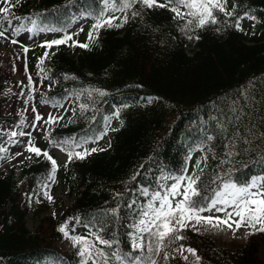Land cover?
Here are the masks:
<instances>
[{
    "label": "trees",
    "instance_id": "16d2710c",
    "mask_svg": "<svg viewBox=\"0 0 264 264\" xmlns=\"http://www.w3.org/2000/svg\"><path fill=\"white\" fill-rule=\"evenodd\" d=\"M232 5L237 6V14L247 12L259 21L251 36L236 30L234 18L223 14H219V24L185 34L180 30L184 21L174 19L171 11L137 4L132 11L139 10V16L132 18L129 12L123 27L101 30L90 49L74 47L69 52L63 45L52 49L55 55L45 61L49 79L41 84L37 75V88H43L42 98L61 99L64 104L69 100L71 105L62 113L64 120L50 135L46 133L43 149L52 152L50 140L102 133L105 116L116 111L122 125L108 131L110 146L104 151L73 160L67 168L65 163L60 165L58 172L73 201L61 213L37 219L32 231L25 218V210L32 207L29 194L42 196L41 185L47 181L50 163L33 156L23 162L19 177L0 174V264H79L74 247L68 252L59 247L63 235L57 229L72 217L83 221L70 220V227L79 229L74 235H87L89 229L84 224L95 217L99 222L92 231L102 226L106 239L115 233L120 247L130 251L126 225L133 213L124 205L132 199L143 201V197L127 189L143 185L155 190L159 175L180 174L187 168V157L197 145L209 157L205 187H216L212 178L229 170L241 182L264 174V0H228L229 9ZM101 7V0H21L13 11L67 29L80 16L93 24L84 14L98 12ZM188 35L199 39H188ZM44 51L40 47L39 55ZM37 62L33 64L36 72ZM82 89H99L106 95L93 92L90 99L84 95L77 101L72 93ZM80 103H87L89 110L81 114ZM232 108L240 110L239 121ZM214 117L226 126L227 133L220 132ZM236 125L241 138L234 141V147L226 148V137ZM207 136L213 139L207 140ZM244 138L250 142L244 143ZM229 150L238 155L228 157ZM221 160L229 162L221 165ZM117 193L124 194L122 199L115 198ZM117 204L121 206L119 219L103 215ZM46 208L38 207L36 217ZM183 235L186 239L164 250L171 252L168 260L163 259V252L153 257L157 264H190L174 251L181 244L197 251L200 264H264V233L229 247L191 229Z\"/></svg>",
    "mask_w": 264,
    "mask_h": 264
},
{
    "label": "snow or ice",
    "instance_id": "6c2138e0",
    "mask_svg": "<svg viewBox=\"0 0 264 264\" xmlns=\"http://www.w3.org/2000/svg\"><path fill=\"white\" fill-rule=\"evenodd\" d=\"M21 3V0H0V43L8 41L12 45L20 44L23 52L27 53L29 48L24 46L17 37L27 33L32 36L41 33H57L62 32L63 35L56 39L45 40L40 45L45 51L38 58L36 64L37 75L40 82L49 79L48 69L45 67V61L51 59L55 55L52 49L58 48L61 45L69 47H80L90 49L100 37L101 30L121 28L129 20V12L131 17L135 18L141 13L139 10L132 11L137 5H141L147 9L162 8L171 11L174 14V19L184 21L181 31L185 34L195 32L197 29H204L209 25H217L221 21L218 18L219 14L229 19L234 18L232 26L238 31H243L241 21L245 19L256 20L255 16L245 12L239 15L235 12L236 5L232 8L228 7V0H101L102 7L98 12L85 13V16H90L94 23L88 31L86 40L80 42L74 37L79 35V32H68L63 27H56L45 23L39 16H18L14 14V8ZM120 13L121 15H117ZM14 21L16 22L14 24ZM219 30V29H217ZM83 31V28L79 30ZM188 39H199V36H187ZM71 42V43H69ZM19 59V57H16ZM15 71V65H13ZM25 73L27 74V64H25ZM68 78V77H65ZM75 79V77H72ZM23 85V82H20ZM27 88V92L23 90ZM51 88V84L49 85ZM38 88L33 80V77L27 75V85H23L19 95L26 97L25 104H28L34 99L33 93L37 92ZM93 92L99 96L106 95L105 92L99 89H82L79 92L72 93V96L78 101L84 95L89 99ZM7 95L12 94V90H7ZM71 99V97H69ZM151 101V98H149ZM41 104L51 105L53 108H64V103L61 99H46L41 98ZM81 114L89 110L87 103L78 105ZM68 109H65L67 111ZM29 111L28 108H23L18 115L21 116L18 128H31L33 130H43L48 132L49 129L43 128V125H56L64 120L63 114L49 113L47 118L40 114L35 105L31 106L32 118L29 120L24 113ZM75 109H72L75 115ZM235 113L234 119H241L240 110L232 108ZM119 111H116L113 116L105 117V127L102 133H98L94 137L85 135L82 138L70 137L62 140H50L53 147L59 148L67 155V161L64 165L67 168L68 164L73 160H84L91 154L104 149L95 147L88 148L89 143L97 142L107 135L112 119L119 118ZM217 120V118H213ZM71 123L72 121L69 120ZM122 123V121H121ZM219 130L222 134L227 133L226 126L217 120ZM50 135V132H49ZM4 136L7 139L4 140ZM264 136V134H262ZM27 137L26 141L20 138ZM229 143L226 148L234 147V141L240 139V128L235 126V130L226 137ZM48 139V136H45ZM207 140H212V136H207ZM250 141L244 138V143ZM23 144V151H17L9 155L10 147ZM204 151V148L197 145L191 150ZM211 151V149H209ZM24 152L30 153L26 159L32 160L43 158L50 163V170L47 180L51 184L56 183V174L60 169L57 160L49 153L47 149H42L37 146L32 131H16L0 129V160H12L18 156H22ZM226 155L233 157L238 155L229 150ZM188 160L192 159L191 152ZM208 156L202 159H197L194 169L189 173L185 168L180 174L169 172L166 175H161L156 178V188L151 190V186H138L137 189H127L133 195L136 192L143 201L132 199L125 203V207L132 210L131 222L126 226L129 231L126 233L130 242V251H124L121 247V241L115 238V233L112 239L104 237V228L101 226L97 231H92V227L98 223V218H93L92 221L84 224V227L89 229L87 235H72L75 231L74 227H70V220L75 223H83L80 217H72L62 223L57 231H59L66 240H70L73 247L77 250L76 255L79 257V264H157L154 256L160 255L163 252V259H169L171 252L164 251L170 245L177 241L186 239L183 232L187 229L199 232L201 227L208 229H216L223 231L228 229L235 237L242 229L244 230V238L264 233V175H258L248 178L241 182L234 179L231 175V170L221 175L217 173L211 180L212 185L216 187H205L203 183L204 169L207 167ZM227 160H221L220 164L228 163ZM22 163V162H21ZM204 165L202 167L201 165ZM139 173L132 176L135 181ZM51 184L44 183L41 185L43 198L49 203L54 202V197L51 195ZM123 193H117L116 199H122ZM31 200V198H30ZM41 203L40 199L35 201ZM121 206L117 204L115 208H111L103 213V215H111L119 219ZM208 213V215H205ZM55 216V213H53ZM182 258L187 261L188 256L185 252L190 253L196 258V264H200V256L197 251L191 247L185 248L182 244L174 249ZM147 253V255H145Z\"/></svg>",
    "mask_w": 264,
    "mask_h": 264
},
{
    "label": "rangeland",
    "instance_id": "374dc122",
    "mask_svg": "<svg viewBox=\"0 0 264 264\" xmlns=\"http://www.w3.org/2000/svg\"><path fill=\"white\" fill-rule=\"evenodd\" d=\"M259 26L260 24L258 20L253 21L245 19L241 21V27L243 28L242 32L246 33L248 36H251L254 32H256ZM90 27L91 25L88 24V19H86L85 17H80L73 20L71 28L68 29V32H79V35L74 37V39H78L81 42ZM81 28H83L82 32L79 31ZM51 36L52 33H41L34 36L24 33L20 37H17V39H19L24 46H27L29 48V51L27 53L23 52L20 44L12 45L8 41L0 43V116L3 118L11 119V121H0V129L32 131L37 146L41 148H43L42 140L46 132L43 130H33L27 127L24 129L18 128L17 125L19 124V121L21 119V116L18 115V113H20L23 108H28L29 111L27 113H24V115L27 116L29 120H31L33 114L31 113L30 109L32 105H35L37 110L41 115L45 117V119L47 118V115L49 113L58 115L62 114L63 111L60 108H53L50 105L41 104L40 100L43 96V93L40 89L37 92L33 93L34 99L28 104H25L24 102L26 97L19 95V93L21 92L23 85H27L28 74L33 77L34 82L37 84L38 76L33 66L35 60L39 58V55L36 52V45L42 44L43 41L50 39ZM64 46L69 52L74 51V47H69L66 45ZM78 49L81 50L80 47H78ZM16 57H19V59H17ZM25 64H27V74L25 73ZM13 65H15V71H13ZM21 81L23 82V85L20 84ZM9 88L12 90L11 95L6 94ZM23 90L27 92V88H23ZM120 125L121 122L119 121V119H112L110 129L118 128ZM54 126L55 125H43L42 127L47 128L50 131ZM20 139L26 141L27 137ZM108 146L109 141L105 135L97 142L89 143L87 145L88 148L95 147L97 149L106 148ZM17 151H23V144L17 145L15 147H10L9 155ZM29 155L31 154L24 152L22 156H18L12 160H0V174H14L16 177H18L21 172L22 163ZM53 157L57 160L58 163H64L67 160L66 153L62 152L59 148H55L53 150ZM197 159H202L201 152H195L192 155V159L190 161L191 167L188 168L189 173H191L192 171L198 172V170L194 169L193 167ZM48 183L51 184L50 181ZM66 191L67 189L65 184L63 183V180L56 176V183L51 184V195L54 197V202L49 203L43 198L42 194L41 197L38 196L37 193H35L34 195H30V202L32 204V207H30L28 210H25L26 226L29 231H32L35 228L37 219L41 218L45 214L61 213L63 209L70 205L73 198H69ZM37 199H40L42 202L36 203L35 201ZM42 205H47V211L45 213L40 212V214H38V216L36 217L34 211H37L36 209L38 207H41ZM205 215H208V213H205ZM77 230L78 229H75V231L71 234L74 235ZM199 232L211 236L216 240L218 244L228 247L230 245L240 244L246 241V239L244 238L243 229L239 233H237L235 237L226 228L223 231H219L216 229L205 230V228L201 227ZM59 246L65 251H70L73 247L71 241L66 240L64 237L59 242ZM184 255L188 256L187 262H196V258L190 253L185 252Z\"/></svg>",
    "mask_w": 264,
    "mask_h": 264
}]
</instances>
